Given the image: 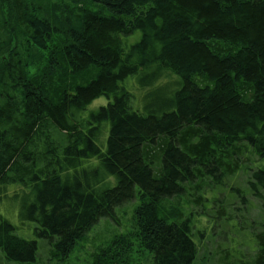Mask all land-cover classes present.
<instances>
[{
    "label": "trees",
    "instance_id": "trees-1",
    "mask_svg": "<svg viewBox=\"0 0 264 264\" xmlns=\"http://www.w3.org/2000/svg\"><path fill=\"white\" fill-rule=\"evenodd\" d=\"M134 203L94 264H264V0H0V264Z\"/></svg>",
    "mask_w": 264,
    "mask_h": 264
},
{
    "label": "rangeland",
    "instance_id": "rangeland-1",
    "mask_svg": "<svg viewBox=\"0 0 264 264\" xmlns=\"http://www.w3.org/2000/svg\"><path fill=\"white\" fill-rule=\"evenodd\" d=\"M137 97V102L140 100V93L135 92ZM107 104L106 99H101L96 101L92 109L97 108L100 105ZM135 204L127 207L120 212V225H116L113 222L103 220L101 221L80 243H78L72 255L68 258L67 264H94L95 259L101 255L116 240H119L121 237L131 235L136 228V220H135ZM191 211V210H190ZM188 211V213L190 212ZM258 211H251L250 217L256 218V214ZM10 215L11 220L13 223L19 228L24 229L23 227L20 228L22 222L19 218H16V211L15 209L11 211ZM19 233H23L22 230ZM130 237V236H129ZM209 241L207 235H204V242L201 246V252L199 256L200 261L203 256H205L212 248V246H208ZM206 248V251H203V248ZM129 251V258L124 262V264H150L151 257L147 253H145L141 248L140 245L136 242L132 243V248ZM215 260L213 259V255L205 260L202 264H214Z\"/></svg>",
    "mask_w": 264,
    "mask_h": 264
}]
</instances>
